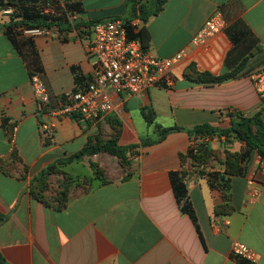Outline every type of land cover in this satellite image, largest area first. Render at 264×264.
<instances>
[{"label": "crops", "instance_id": "obj_1", "mask_svg": "<svg viewBox=\"0 0 264 264\" xmlns=\"http://www.w3.org/2000/svg\"><path fill=\"white\" fill-rule=\"evenodd\" d=\"M64 1L82 3L85 22L138 20L128 0ZM153 1L143 4L151 8ZM215 12L226 21L223 34L194 46V36ZM0 23V256L7 264H250L233 256L236 242L257 254L255 264H264V161L259 156L253 154L243 175L230 178L226 192L213 190L207 176L195 173L191 159H182L191 143L185 132L140 149L128 171L104 153L66 162L95 136L108 139L111 125L108 118L84 124L39 114L32 77H40L52 107L66 92L81 88L72 69L84 77L93 72L97 58L88 54L91 30L62 33L54 27L50 37L30 38L33 49L25 37L27 61L1 29L4 19ZM144 26L152 54L170 58L185 50L189 57L175 68L171 88L156 86L120 100L115 96L117 107L122 102L111 114L122 123L120 145L155 135L156 125L146 123L143 110H154L163 128L217 127L230 122L229 114L251 117L260 111L264 122V97L255 78L264 71V0H167ZM192 66L236 76L221 84H199L186 78ZM42 122L56 126L53 136L43 135ZM237 144L239 152L246 148ZM103 156L99 164L107 182L95 178L91 167ZM53 165L73 182L62 210L31 194L34 180ZM183 169L189 173L187 189L199 230L173 191L170 173ZM225 202L233 212L217 213Z\"/></svg>", "mask_w": 264, "mask_h": 264}, {"label": "trees", "instance_id": "obj_2", "mask_svg": "<svg viewBox=\"0 0 264 264\" xmlns=\"http://www.w3.org/2000/svg\"><path fill=\"white\" fill-rule=\"evenodd\" d=\"M167 0H154L151 8L143 4V0H128L129 5L133 10V17L140 20L143 26L133 27L131 22L134 19H127V34L129 40H138L142 44L144 50L148 49L150 37L144 24H146L152 16H156L162 9ZM13 10V14L8 15L9 21L2 24L1 29L11 41L15 50L23 55L28 61V56L24 54L23 47H25L24 36L22 30L25 28H47L52 29L57 27L60 32H72L74 30H82V28L92 29L98 22H85L82 16L85 10L80 2H67L64 0H0V12L6 10ZM89 33V32H88ZM92 34L90 31L89 35ZM66 41V39L64 40ZM28 45L33 49V42L31 39L27 41ZM31 68L32 63H29ZM33 67V66H32ZM75 74V82L79 89L87 84L89 77L82 76L77 68L72 69ZM191 70V71H190ZM191 74L186 73V78L193 82L205 85H215L233 79L236 73L227 75H214L211 72H198L193 66L189 69ZM31 72V76H32ZM264 103V100H263ZM262 111L256 113L251 117H247L241 113L229 114L231 120L228 124H221L220 126H212L210 124H200L193 128H184L174 126L170 128H163L156 124L157 114L154 110H143V116L149 126L156 125V137L146 138L141 140L139 144H132L122 146L119 144L121 136L122 123L114 115L108 116L106 119L111 125L112 131L108 139L97 135L90 139L86 147L78 154L69 158L66 162L79 161L85 156H94L101 153H108L118 158L126 171L132 167L133 157L141 154L140 149L157 145L163 142L170 134L177 132H185L191 139L205 138L209 141L219 139L220 142L224 140L233 139L239 143L245 144L246 148L240 152L231 153L233 159L226 162L225 171H213L206 173L213 163V154L215 149L211 144H202L195 151L190 147L186 156H181L183 160L191 159L192 166L195 168V173L201 176H207L209 185L213 190L227 191L230 186V178L233 176H241L245 172L246 165L250 162L253 154H256L264 161V122L262 120ZM230 153V152H229ZM228 153V154H229ZM65 162V163H66ZM95 165V164H94ZM92 167H96L92 166ZM203 167V169H201ZM59 174V169L53 165L41 172V174L34 180L31 186V194L37 199L45 202L48 205L51 203L48 200L46 193L48 192L49 179L52 175ZM97 178L103 179L98 170H95ZM132 173L127 174V178L131 177ZM189 173L183 169L170 173V179L175 194L177 203L184 214H187L199 230L197 215L193 207V203L189 196L187 189V179ZM73 183V182H72ZM72 185V184H71ZM69 188V187H68ZM66 188L63 194H59L56 200L57 205L54 207L62 210L67 207L70 198L71 187ZM53 205V204H52ZM233 208L229 202L217 207V213L231 214ZM0 264H7L0 256Z\"/></svg>", "mask_w": 264, "mask_h": 264}, {"label": "built area", "instance_id": "obj_3", "mask_svg": "<svg viewBox=\"0 0 264 264\" xmlns=\"http://www.w3.org/2000/svg\"><path fill=\"white\" fill-rule=\"evenodd\" d=\"M5 15L13 14L6 10ZM131 26L140 27V21L134 20ZM227 24L220 12H215L203 24L194 36V46H205L211 40L221 36ZM92 38L88 45V54L97 58L93 72L89 76L84 90L66 92L55 107L50 105V95L39 76L32 77V84L38 105L39 114L54 117H70L84 124L99 123L121 108L117 107L115 96L139 95L147 93L151 88L163 86L171 88L174 83V70L189 55L182 50L170 58L157 57L149 50H144L138 40H129L127 24L123 19L96 23L92 29ZM23 36L28 38L50 37L52 29L25 28ZM257 87L264 97V71L255 76ZM40 130L45 137L55 133L53 123L42 122ZM211 144L205 138L191 139L190 147L195 151L202 144ZM264 170V165L262 166ZM233 256L250 264L258 261L257 254L241 242L232 248Z\"/></svg>", "mask_w": 264, "mask_h": 264}, {"label": "rangeland", "instance_id": "obj_4", "mask_svg": "<svg viewBox=\"0 0 264 264\" xmlns=\"http://www.w3.org/2000/svg\"><path fill=\"white\" fill-rule=\"evenodd\" d=\"M1 18L4 19V22L9 21V18H8L7 15H5V13L0 12V22H1ZM0 25H1V23H0ZM26 38H28V37H26ZM28 39H30V38H28ZM224 125H226V124H224ZM156 135H157V133L155 132V135L154 136L152 135V137H149V138H155ZM215 140H213V141L216 142L215 153L213 154L215 157L212 160L213 163L211 164L210 169L212 170L211 172H213V171L215 172L217 170H222L224 172L225 169L227 168L226 165H225L226 162L227 161L229 162L230 159L231 160L233 159V156H232L231 153L239 152V149H238L239 145L237 144L238 142L233 140V139L224 140L222 142H220L219 139H215ZM235 143L237 144L236 149L233 146ZM105 154H108V153H104V155ZM94 156H96V155H94ZM94 156H89V157L92 158ZM109 156H112V155L109 154ZM113 157H115V156H113ZM115 158H117V157H115ZM134 158H137V157H133L132 160ZM103 160H104V156L102 158L99 157V159H97L98 163L95 164V162H92L91 167L96 165L95 168L92 167L95 178H97V176L95 174V170H98V172H100V175L103 176V179H101V178H97V179H99V180H101L103 182H107V180L105 178V177H107L106 171L99 164V162H101ZM118 162H119V160H118ZM133 162H134V160H133ZM119 166L123 167L124 169H127L124 166H122L120 162H119ZM130 169H131V167H130ZM219 172H221V171H219ZM71 184H72V179L70 177H68L66 175V173L62 172L61 170H59V174H56L55 177H54V175L52 176V178L50 177L49 185H48V192L46 193V196H48L49 202L51 204H53V206L57 205L56 200L58 199L59 194H63V192L66 191L65 190L66 188H68V187L70 188L71 187ZM88 186H89V181L85 179L83 187L87 189Z\"/></svg>", "mask_w": 264, "mask_h": 264}]
</instances>
